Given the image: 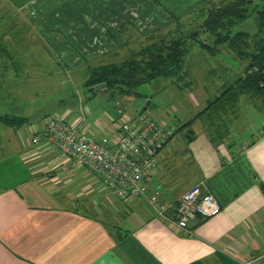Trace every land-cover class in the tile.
Returning <instances> with one entry per match:
<instances>
[{"label":"crops","instance_id":"1","mask_svg":"<svg viewBox=\"0 0 264 264\" xmlns=\"http://www.w3.org/2000/svg\"><path fill=\"white\" fill-rule=\"evenodd\" d=\"M201 1L0 0V90L12 88L0 96L16 100L0 113L22 121L0 122V264H264V118L251 129L234 128L229 145L212 139L201 116L193 133L178 130L219 91L201 87L195 95L189 84L183 91L169 82L160 104L152 100L142 114L177 126L144 180L149 192L158 191L170 213L197 184L221 205L216 215L191 222L189 231L157 216L143 198L119 199L100 173L72 167V158L53 144L32 142L50 114L79 113L80 102L65 106L54 90L59 67L121 61L124 51L138 47L136 39ZM140 18H154L155 25L138 28ZM128 96L83 104L85 135L113 147L122 125L141 116V108L128 111Z\"/></svg>","mask_w":264,"mask_h":264},{"label":"trees","instance_id":"2","mask_svg":"<svg viewBox=\"0 0 264 264\" xmlns=\"http://www.w3.org/2000/svg\"><path fill=\"white\" fill-rule=\"evenodd\" d=\"M206 1L202 0L181 16L169 17L162 29L142 37L146 44L136 50L132 48L130 55L121 61L87 65L85 88L105 83L106 87L99 91L113 89L120 95L139 94L138 87L142 84L158 78L178 79L185 71L186 57L192 46L198 45L206 53L217 55L221 45L227 43L230 51L242 59L237 77L210 100L203 111L178 127V130L188 127L187 134H191L193 121L204 116L212 139L221 144L228 133L227 123L220 120L225 115H235L242 95L257 100L256 104L261 103L259 106L264 110V85H260L264 74L246 77L239 74L242 67L243 70L253 65L264 68V0H218L208 6L206 3L210 0ZM252 14L258 18V28L239 29L240 23ZM0 122L18 125L22 121L20 117L0 113Z\"/></svg>","mask_w":264,"mask_h":264},{"label":"built area","instance_id":"3","mask_svg":"<svg viewBox=\"0 0 264 264\" xmlns=\"http://www.w3.org/2000/svg\"><path fill=\"white\" fill-rule=\"evenodd\" d=\"M242 73L243 77L264 74V68L253 65ZM260 85L263 86L264 82ZM88 113L80 100L78 114L71 110L50 114L44 129L32 137V142L43 140L53 144L72 158V167L86 165L100 173L104 186L119 199L127 202L143 198L157 216L183 230L189 231L191 222H200L221 210L218 200L200 184L182 194L172 207V213L170 206L159 199L158 191L149 192L144 180L156 168L159 151L176 133L174 123L141 114L135 121L124 123L115 145L105 148L83 131Z\"/></svg>","mask_w":264,"mask_h":264},{"label":"rangeland","instance_id":"4","mask_svg":"<svg viewBox=\"0 0 264 264\" xmlns=\"http://www.w3.org/2000/svg\"><path fill=\"white\" fill-rule=\"evenodd\" d=\"M213 1L217 2L218 0H210L208 3H206V6L216 3ZM140 19V23H137L138 25L136 24L138 28L151 29V27L155 25V21L153 22L154 18H146L147 20L142 18ZM256 28H258V18L256 14H252L249 18H247L239 25V29L250 31H253ZM137 43L136 44L139 47V45L141 46L142 44H146L147 42H145V38H138ZM138 47L135 46L133 49L136 50ZM229 48L230 47L227 43L223 44L220 47L219 53L217 55H212L206 53V51H204L198 45L192 46L186 57L185 71L179 76V78H158L152 82L140 85L138 87L139 94L131 95L125 98L127 99V101H130L128 111L130 112L132 111V109H142L148 100H153L152 105H156L155 103L160 104V102H157L159 99V95H162V93H166V91H168L167 89L170 88V86H168L169 82L171 84H175L178 82V84L181 86L180 90L183 91H186L188 89L189 84L190 90L194 92L193 94L196 93L195 95L198 94L201 87H204L205 90L209 92V94L216 93L217 91H219L220 93L225 89V87L234 82L241 66L240 63L242 62V59L240 57L238 58L237 55L231 52ZM131 50L132 49H127V51H124L122 55L118 53V56L121 55L125 57L127 55H130ZM39 57H43V55H39ZM53 61L54 63L56 62L55 57H53ZM89 63L90 64L87 63V65L89 66L95 64L91 62ZM87 65H71L69 67V70L64 69L62 66L58 68V70L61 71V74L54 76V78L56 79L54 80V84L57 85L54 86V90L57 89V92L61 93L65 97V106H68L69 104H77L78 108L80 100L83 102V104H87L89 103V101H93L100 102L105 105L106 102L104 100H109L108 103H113L115 101V98L118 97L119 94L115 93L117 90H98L99 94H95L89 92L88 88H85L84 81L87 77V73L85 71L87 70ZM53 67H57V64H54ZM244 71L245 70L242 69V71L239 73L241 74V77H243L242 72ZM11 89L12 88L8 87V85L5 86V88L0 90V95L11 91ZM2 96H0V109L6 108L7 105L11 106L13 102H16L15 98L13 97ZM44 97L45 96H39L36 100L42 101ZM255 101H249L247 96L244 97L243 104L245 105V107L239 110V115L237 117L235 115L236 118L231 114L225 115L220 120V122L227 123L226 132L228 133L225 135L222 143L229 145V143H232L234 141V136L236 135V131L233 130L234 128L237 129V127H240L243 130L244 127H246V129H251L258 125V123L264 118V110H262L263 108H260L259 106V104L261 105V103L256 104L257 100ZM182 102L187 103L184 99H182ZM35 105H37V103ZM148 111L149 109L146 112ZM249 111L253 112L249 114ZM246 112H248V115ZM200 118L203 120L205 117L201 116ZM207 126V124L204 125V127L208 131L209 129Z\"/></svg>","mask_w":264,"mask_h":264},{"label":"water","instance_id":"5","mask_svg":"<svg viewBox=\"0 0 264 264\" xmlns=\"http://www.w3.org/2000/svg\"><path fill=\"white\" fill-rule=\"evenodd\" d=\"M105 87H106V84H105V83H102V84H98V85H96V86L90 87V88L88 89V91H89V92H93V91H97V90L103 89V88H105ZM150 103H151L150 100H148V101L146 102L145 106H144V107L140 110V112H139L140 115L143 114V113L146 111V109L148 108V106L150 105Z\"/></svg>","mask_w":264,"mask_h":264}]
</instances>
